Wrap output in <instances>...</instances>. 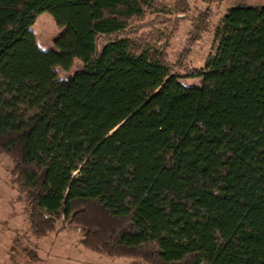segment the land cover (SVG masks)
I'll return each instance as SVG.
<instances>
[{
	"label": "trees",
	"instance_id": "1",
	"mask_svg": "<svg viewBox=\"0 0 264 264\" xmlns=\"http://www.w3.org/2000/svg\"><path fill=\"white\" fill-rule=\"evenodd\" d=\"M182 4L0 0V154L35 236L61 221L140 264H264V4L229 7L178 72L132 27ZM42 12L64 27L54 48L34 39Z\"/></svg>",
	"mask_w": 264,
	"mask_h": 264
},
{
	"label": "rangeland",
	"instance_id": "2",
	"mask_svg": "<svg viewBox=\"0 0 264 264\" xmlns=\"http://www.w3.org/2000/svg\"><path fill=\"white\" fill-rule=\"evenodd\" d=\"M175 7L177 0H164ZM236 4L259 6L264 0H185L184 13L147 14L134 23L133 35L155 41L166 52L175 71L184 72L202 65L211 49L212 27L223 13ZM31 27L42 49L54 48L53 39L64 29L57 26L48 12L37 14ZM68 70L56 67L58 78H66L83 69L79 59ZM199 78H181L184 85H198ZM12 162L0 154V264H140L133 258L108 256L84 248L82 234L71 226H62L44 236H35L27 222L11 174Z\"/></svg>",
	"mask_w": 264,
	"mask_h": 264
}]
</instances>
